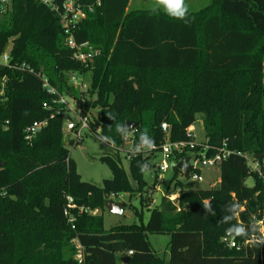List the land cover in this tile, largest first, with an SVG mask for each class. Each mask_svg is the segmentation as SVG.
<instances>
[{
	"label": "trees",
	"instance_id": "1",
	"mask_svg": "<svg viewBox=\"0 0 264 264\" xmlns=\"http://www.w3.org/2000/svg\"><path fill=\"white\" fill-rule=\"evenodd\" d=\"M99 1L74 31L77 42L99 49L84 67L71 57L59 19L45 4L0 0V54L8 47L10 63L33 69L0 67V264H77L75 241L82 264H264L256 224L264 226V181L240 155L251 156L264 174V0H207L183 18L156 7L129 8V0ZM71 72L89 73L86 90L68 84ZM40 74L58 92L69 91L83 114L98 110L90 126L100 127L95 136L112 149L99 157L111 171L101 185L78 174L68 146L80 141L62 132L67 112L51 116L42 106L52 96ZM196 114L206 155L223 144L230 151L217 166L219 182L186 188L174 165L164 190L180 189L179 210L161 196L146 222L134 210L138 223L105 229L101 211L108 196L146 184L139 165L153 167L166 136L161 123L170 141H194L187 128ZM39 120L47 123L28 142L26 129ZM127 122L136 123L129 132ZM145 131L153 150L142 143ZM132 132L127 172L119 149ZM68 198L75 207H67ZM146 201L139 196L141 207ZM225 216L233 218L225 222ZM234 225L246 234L233 239L228 229ZM149 234L169 237L167 261L151 247Z\"/></svg>",
	"mask_w": 264,
	"mask_h": 264
},
{
	"label": "built area",
	"instance_id": "2",
	"mask_svg": "<svg viewBox=\"0 0 264 264\" xmlns=\"http://www.w3.org/2000/svg\"><path fill=\"white\" fill-rule=\"evenodd\" d=\"M43 4H45L52 12L57 15L59 19V23L61 26V29L64 34V44L72 50L71 57L80 63L84 67H88L89 61L99 53V49L93 47L89 42L83 41V42H77L74 37V31L77 28V25L81 20H83L88 12H91L94 9V5H99L100 1L96 0L94 5H85L80 0H39ZM9 54H8V47L0 54V67H6V68H15L18 67L20 69L28 70L29 72H32L33 69L28 67L26 64L22 63L20 65L13 64L9 62ZM89 73H87L88 75ZM84 73H76L71 72L68 73V84H70L73 88L78 90L79 92L82 90H86L88 86V82L86 80V76ZM40 78L42 80V87L44 90L52 96L50 102H43L42 106L44 108H47L49 110H52L51 116L53 114H60L64 112L71 113L74 116L73 120H67L64 123V132L65 135H68L72 140L75 142L81 141L82 134L87 131L89 133H92L94 135H97L100 132V127L98 125H94L93 127L90 126V122L94 123V117H92L89 112L86 114H83L82 108L76 98L69 92H58L54 87H52L48 81L47 78L44 75L40 74ZM4 79V78H3ZM2 93V90H0V94ZM98 112V110H97ZM47 123V120H39L35 121L27 127L26 134H25V140L30 142L32 138L35 136L36 132L40 130L42 127H44ZM161 129L166 133L165 139L163 144L159 147V151L157 153V157L154 161L153 168L156 171V177L157 181L162 179L163 173L172 170L173 166L176 165V163L181 160L182 157L188 155L190 157L189 165L188 167L179 174L180 177H183L185 180H191V181H203V170L205 168L212 169L219 165V163L226 158L230 151L223 147L211 154L210 156L206 155V151L209 149V147L206 144H201L199 142L194 141H170L168 139V126L165 122L161 123ZM193 128L189 126L187 128L188 134H192ZM193 136V134H192ZM196 145H202L200 150L193 151L194 147ZM185 148H190V152H188L186 155L183 154L185 151ZM155 149V147L153 148ZM151 149V150H153ZM137 151H140L141 148L137 147ZM150 151V150H147ZM148 153V152H147ZM240 154V153H239ZM242 155L249 168L257 172L259 176L263 178L264 181V174L261 172L259 165L257 162L254 161V159L247 155V154H240ZM129 159V156L126 158ZM159 182V181H158ZM184 183V182H183ZM158 184V183H157ZM156 184V185H157ZM155 185L156 189L157 186ZM185 185V184H184ZM186 187V186H185ZM179 188L176 187L175 189L170 190L169 192H166L163 190L161 193V196H164L167 200L172 202L176 210L180 209V205L178 202L179 198ZM125 193H111L107 201H124ZM68 208H73L75 205L72 203L71 198H68ZM263 209H264V199H263ZM79 211H89L87 208L80 207ZM92 214H96L97 210L89 211ZM67 213V211H66ZM72 218H69V221H71ZM258 230L260 232V235L262 239H264V226L262 225L261 221H258L257 223ZM75 250L73 252V259L77 262V264H82V252L80 245L75 241ZM230 246H236V242L233 239H230L229 242ZM132 251H129L128 254H131Z\"/></svg>",
	"mask_w": 264,
	"mask_h": 264
},
{
	"label": "rangeland",
	"instance_id": "3",
	"mask_svg": "<svg viewBox=\"0 0 264 264\" xmlns=\"http://www.w3.org/2000/svg\"><path fill=\"white\" fill-rule=\"evenodd\" d=\"M6 1V0H5ZM185 4L187 5L188 10H197L200 7L203 6L199 4H196L194 0H185ZM160 8L164 10V6L158 3V0H131L129 3V8ZM87 82H89V75L86 76ZM97 114V110L91 112V116ZM74 116L71 113H65L63 116V122L65 123L67 120H73ZM191 128H193L192 134L193 139L195 142H201L203 140V127H202V121H201V115L196 114V120L191 124ZM62 132H64V127H62ZM132 133H128L124 136L123 146L119 149L120 150V157L122 161V166L124 169L128 172V160L125 158V155L127 154L128 149L131 145V138ZM69 149V156L71 159L74 160L76 164V170L78 174L81 176V179L87 182H90L95 185H101L102 181L104 179L111 178V171L107 167V165L99 160V157L103 153H111L112 149L104 143L102 140L98 139L97 136H95L92 133H89L85 131L82 134V138L80 143H78L76 146L71 147L68 146ZM210 169V168H209ZM209 169L205 168L203 170V181H191V180H185L183 177H180L181 180L184 182L186 188H209L211 184L214 182V178L209 179V176L213 174L215 177L219 176V169L218 167L212 168L209 171ZM156 171L153 167L147 169L146 172L143 173L144 179L146 181V184L142 187H140L138 190H132V192H126L124 196V208L122 214H114L108 211L106 208L101 211L102 217H103V226L105 229H108L109 227L113 225L118 224H131L133 222L138 223V218L134 215V210H141L142 212V220L146 222L149 213L150 208L158 205L161 193L165 185L167 184V180L171 177L172 171L169 170L162 175V179L157 181V188L152 185V182L154 181L156 177ZM172 182L170 183V187L172 186ZM245 183L248 186H251L253 184L252 177H248L245 180ZM212 187V186H211ZM142 196L147 201L145 202L144 207H141L139 204V196ZM144 203V202H143ZM99 211H97L98 213ZM142 220H140L142 222ZM168 239L169 237L167 235H148V241L151 244V247L154 249V251L164 259V261H167L168 258Z\"/></svg>",
	"mask_w": 264,
	"mask_h": 264
},
{
	"label": "clouds",
	"instance_id": "4",
	"mask_svg": "<svg viewBox=\"0 0 264 264\" xmlns=\"http://www.w3.org/2000/svg\"><path fill=\"white\" fill-rule=\"evenodd\" d=\"M158 3L163 5L164 10L174 18H183L185 12L188 10L187 5L185 4V0H158ZM112 118L113 117L110 116V119ZM116 127L117 130L121 129V125L119 124H117ZM141 140L142 143L146 145L147 150H151L155 147L154 140L150 136H147L146 131L141 134ZM139 167L142 173L147 171V165L140 164ZM204 207L206 210L211 211V205L208 201L204 202ZM229 209L233 212V214L235 213V205L230 206ZM232 218V216H225L224 221L228 222ZM245 234V229L242 226L234 225L228 229V235L232 236L233 239L235 238V236H242Z\"/></svg>",
	"mask_w": 264,
	"mask_h": 264
},
{
	"label": "water",
	"instance_id": "5",
	"mask_svg": "<svg viewBox=\"0 0 264 264\" xmlns=\"http://www.w3.org/2000/svg\"><path fill=\"white\" fill-rule=\"evenodd\" d=\"M135 125H136L135 122H127L125 125V131L129 132ZM189 160H190V157L188 155L182 157L181 160H179L176 163V165H175L176 168L178 170H180L181 172H183L188 167ZM0 165H1V163H0ZM104 207L108 211H110L111 213L122 214L123 208H124V203L121 201H110V200H108L104 203ZM224 241H227V238H225ZM126 259H127V257L122 258V260H126Z\"/></svg>",
	"mask_w": 264,
	"mask_h": 264
},
{
	"label": "crops",
	"instance_id": "6",
	"mask_svg": "<svg viewBox=\"0 0 264 264\" xmlns=\"http://www.w3.org/2000/svg\"><path fill=\"white\" fill-rule=\"evenodd\" d=\"M130 1L131 0H129V3H130ZM193 1V0H192ZM194 2L196 3V4H199L200 3V5H202L203 4V6L204 5H206V2H207V0H194ZM202 6V7H203ZM211 169H209V171H210ZM211 172H213L212 170H211ZM213 179L214 178V182H213V184H211L210 185V187L211 186H214L215 184H217L218 182H219V176L218 177H215L213 174H211L210 176H209V179Z\"/></svg>",
	"mask_w": 264,
	"mask_h": 264
}]
</instances>
